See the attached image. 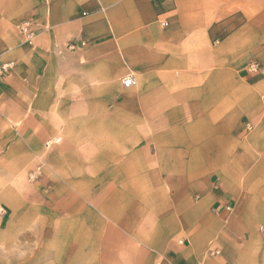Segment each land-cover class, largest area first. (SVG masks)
Listing matches in <instances>:
<instances>
[{"label":"crops","instance_id":"1","mask_svg":"<svg viewBox=\"0 0 264 264\" xmlns=\"http://www.w3.org/2000/svg\"><path fill=\"white\" fill-rule=\"evenodd\" d=\"M249 61L264 62V0H0V187L74 134L66 164L99 160L112 196L99 229L115 264H264V73ZM122 154L130 181L108 182Z\"/></svg>","mask_w":264,"mask_h":264},{"label":"rangeland","instance_id":"2","mask_svg":"<svg viewBox=\"0 0 264 264\" xmlns=\"http://www.w3.org/2000/svg\"><path fill=\"white\" fill-rule=\"evenodd\" d=\"M21 23L15 29L23 34ZM72 125L75 129L80 124ZM247 128L251 131L253 126L247 124ZM54 138L59 141L27 158L19 185L9 193L0 187V212L3 200L14 208L8 210L10 223L4 224L10 235L5 236L4 230L0 233V264H115L116 236L104 235L103 226L99 229L103 203L108 206L112 197L101 182V162L96 161L91 170L71 169L82 160L76 156L67 165L66 153L79 140L74 134ZM118 157V165H124L121 171H115L113 156L106 157V180L129 182L130 155Z\"/></svg>","mask_w":264,"mask_h":264},{"label":"built area","instance_id":"3","mask_svg":"<svg viewBox=\"0 0 264 264\" xmlns=\"http://www.w3.org/2000/svg\"><path fill=\"white\" fill-rule=\"evenodd\" d=\"M163 24H165V23H163ZM28 25H29V23L26 21H24L20 24V31L24 34L26 39H29L31 37V32L28 30ZM10 67H12L11 62L2 64L0 66V73L8 70ZM246 68L252 73H264V62L259 63L257 61H249L246 64ZM134 83H135V79L131 75H127L124 78H122V85L124 87H130ZM58 141H59L58 138H52V139L45 142V146L48 147L49 145L54 144ZM260 230L264 231V227L261 226Z\"/></svg>","mask_w":264,"mask_h":264},{"label":"bare ground","instance_id":"4","mask_svg":"<svg viewBox=\"0 0 264 264\" xmlns=\"http://www.w3.org/2000/svg\"><path fill=\"white\" fill-rule=\"evenodd\" d=\"M251 3H252V2H251ZM252 5H253V4H252ZM224 8H225V7H224ZM220 9H221V8H220ZM220 9H219V10H220ZM226 10H227V9H226ZM226 10H225V11H226ZM124 243H125V242H124ZM124 247H125V246H124ZM119 252H120V251H119ZM115 253H116V252H115ZM116 255H117V253H116ZM116 255H115V256H116ZM114 262H116V261H114ZM116 264H117V263H116Z\"/></svg>","mask_w":264,"mask_h":264}]
</instances>
